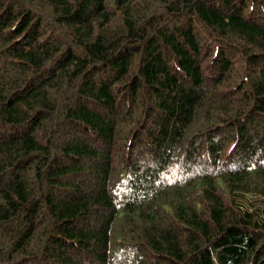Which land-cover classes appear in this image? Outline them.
Returning <instances> with one entry per match:
<instances>
[{"label":"trees","instance_id":"16d2710c","mask_svg":"<svg viewBox=\"0 0 264 264\" xmlns=\"http://www.w3.org/2000/svg\"><path fill=\"white\" fill-rule=\"evenodd\" d=\"M0 264H264V0H0Z\"/></svg>","mask_w":264,"mask_h":264}]
</instances>
